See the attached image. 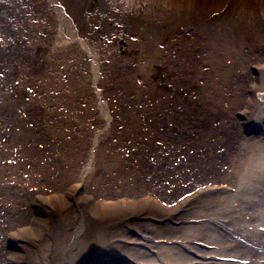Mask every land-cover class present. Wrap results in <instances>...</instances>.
<instances>
[{
    "label": "rangeland",
    "instance_id": "rangeland-1",
    "mask_svg": "<svg viewBox=\"0 0 264 264\" xmlns=\"http://www.w3.org/2000/svg\"><path fill=\"white\" fill-rule=\"evenodd\" d=\"M58 1L65 4L69 14H74L72 17L79 31L85 27L93 28L94 34L90 38L84 34V37L89 44L93 43L95 47L100 45L97 48L98 57L78 51L76 45H68V52H59L58 47L69 32H64L67 30L61 22L46 21L48 17L45 21L39 18L43 16L45 8L39 0H0V146H11L16 131H30L32 127L28 126L35 124L38 118L39 121L47 122L46 109L37 108L38 105L27 109L31 98L39 101L52 97L53 92H45L42 85L51 83L54 87L55 84L63 86L77 80L67 79L69 75L91 78L90 83L94 82L93 69L88 62L93 59L97 62L94 64L97 65L95 70L100 80L99 88L102 99L109 107L111 124L106 127L97 143H90L96 155L95 171L86 187L87 194L94 195L95 199L116 201L148 198L145 202H156V206L161 207L164 212L163 218H156L153 222L160 225L165 223L166 228L176 225V213L169 214L166 210L174 209L173 205L176 203L191 199L189 195L194 194L198 187L228 184L226 171L231 158L236 154L235 150L246 137L253 139L260 132L259 129L250 134L245 132L247 112L252 110L253 94L250 84L255 85L257 81L250 64H264V17H260L258 13L259 7L250 4L251 7H247L245 11L238 10L244 19L240 25L243 31L239 36L234 30L238 25L235 21L232 22L234 9L238 8L234 0L224 5H208L207 0H197L206 9V14L195 19V7L177 13L179 16L174 24L180 31L179 39L172 40L171 50L162 53V43H166L171 36L169 32L148 36V18L141 16L143 13L148 16V0H138L145 7L143 10L128 12L122 6L123 0ZM111 13L118 18L111 17ZM183 19L189 23L186 32L179 26ZM161 23L163 28H167L165 22ZM197 27H202L205 31L208 29V33L219 43L223 41L226 45L233 46V54L249 60L248 67L247 62L244 64L247 73L240 80L242 82L236 81L235 71L232 72L230 66L221 65L224 67L215 71L208 70L206 64L201 66V58L205 56L206 50L201 48L204 42L201 36L193 33L192 29ZM240 42H243L244 49ZM161 53L164 55L160 56ZM148 59L153 61L148 63ZM84 60L87 61L85 64ZM141 62H144V69L139 67ZM55 63L60 64V68ZM61 65H65L67 70L61 68ZM207 74H211L209 80L212 78L208 81L209 84L206 81ZM237 84L240 86L239 90L234 88ZM54 92L56 97L72 96L62 91V87ZM230 95H233L235 101H232ZM35 110L38 112L34 113ZM60 110L61 115H57V118L61 119L65 129L59 125L53 127L64 131L65 135H70V132L72 135L78 133L77 130L70 129H77V123H83L87 117L79 112L72 113L68 107ZM54 128L46 125L41 131L52 135L55 133ZM32 129L40 132V129ZM261 133L264 135V130ZM49 150L40 152L31 149L25 158L34 161L33 155L47 156V153L50 154ZM30 153L33 155L28 158ZM0 159L5 161V156ZM26 159L22 162L24 166H28L25 165ZM2 166L0 164V168ZM0 177L8 179L9 174H0ZM76 177L73 172L65 174L64 184L67 183L70 187L74 182H69ZM259 179L264 182L263 178ZM28 190L29 192L16 186L10 196H19L21 207L31 209L30 203H33L31 200L36 191L46 194L49 191H62L63 188L51 185L48 191ZM185 196L189 198L184 199ZM160 202L166 203V206H162ZM123 203L127 204L125 201ZM190 203L189 201L188 206ZM100 204L97 203L98 206ZM237 204L233 213L219 212L246 220L245 214L250 212L252 216L255 211L250 205L248 209L243 207L244 209L238 210ZM85 210H88L87 206L82 205L83 214ZM21 211L19 216L23 213ZM214 213L209 209L205 210L204 217H188L193 221L201 219L210 222L214 227L231 224L227 218H220L222 222L218 221L219 218H215L217 215ZM47 214L48 211L45 212ZM148 214V220L153 218L150 212ZM34 215L35 212L31 211L28 221L32 222ZM80 217V210L72 207L67 226L73 229ZM14 218L18 217L13 216L10 208L0 209V264H9V261L19 259L24 264L26 256L31 259L25 264L66 262L68 244L67 247L62 245L61 238L52 229L53 220L50 218L47 223L39 225L40 241L45 237L51 240L46 253H36L33 242L28 240L11 241L7 244L4 239L9 236L7 233L20 227V222L14 221ZM248 221L246 228L251 230L256 227L257 223L252 226V222ZM237 227L244 229V226L235 221L231 228ZM95 231L93 217H89L84 229L85 238L93 239ZM235 235L238 236L234 239L235 247L243 249L235 258L244 260L250 253L254 260L264 263L262 246H254L248 236L240 238L242 235ZM35 242L37 243V239ZM28 248L32 251H27ZM183 250L195 259L202 256L196 248L185 245ZM115 259L124 264L137 263L126 255ZM89 261L88 257L77 264H88Z\"/></svg>",
    "mask_w": 264,
    "mask_h": 264
},
{
    "label": "bare ground",
    "instance_id": "bare-ground-1",
    "mask_svg": "<svg viewBox=\"0 0 264 264\" xmlns=\"http://www.w3.org/2000/svg\"><path fill=\"white\" fill-rule=\"evenodd\" d=\"M230 1L232 2V0H207L208 3L206 4L224 5L230 3ZM39 2H42L45 7L43 16L39 18L45 21L48 17L46 21L61 22L67 30L64 32H69L66 34L68 36L65 40L61 39L63 41L58 47L59 52H68V45H76L78 51L97 56L98 50L92 48L91 44L86 42L87 39L83 37L84 33L91 32L93 28L85 27L79 31L74 23L75 19L72 17L74 14H69L64 7L65 4L60 3L58 0H39ZM234 4L238 5V8L234 9L232 22L237 23L238 27H235L234 30L239 36L243 31L240 25L244 22L242 13L238 12L239 9L245 11L247 7L250 8L251 5H256L259 7L260 17H264V0H234ZM122 6L125 7L127 12L141 11L145 8L138 0H123ZM201 6L197 0H148V16L144 13V15H141L148 18V36L167 32L171 36L166 43H162L164 44L162 53L171 50L172 40L179 39L180 31L174 24L179 16L177 13H181L183 9L195 7L193 16L195 19H200L206 14V9ZM133 15L135 16V14ZM115 16L118 18L117 15L111 13V17ZM51 18L52 20H50ZM161 22H165L167 28H163ZM180 22L179 26L182 29L184 28L182 31H188L186 27L189 23L185 19ZM192 30L194 34L201 36L204 41L201 48H204L206 52H204L205 56L201 58V61H203V63H200L201 66L206 64L208 70L215 71L227 65L230 66L232 72L235 71L236 81L245 78L247 72L244 64L249 60L236 56V53L233 54V46L226 45L223 41V43H219L211 36L212 34L208 33V29L205 31L202 27H197ZM105 39L107 40L106 37ZM240 44L244 49L243 42H240ZM162 53L160 56L164 55ZM152 61L148 59V63ZM249 63L247 62V67ZM55 64L60 68V64ZM149 66L152 67L153 65ZM139 67L144 69V62L139 63ZM258 67V79L254 88L264 87V64ZM61 68L67 70L65 65H61ZM222 73H225V71ZM94 75L97 80L94 84L90 83L91 78H88L80 79L76 83H66L63 86L62 84H55L54 87V84L51 83L42 85L45 92H53L52 97H46L47 99L39 101L31 98L27 109H32L36 105H38L37 108L46 109L47 122L39 121L40 118H38L35 124L33 123L28 127L40 129V132L37 133L32 128L30 131L23 130L21 133L17 130L13 136L11 146H0V157L5 156V161L0 159V164L3 165L0 168V174H9L8 179L0 177V209L7 210L10 208L13 216L18 217L14 218V221H19L21 227L17 230L14 229L10 234L11 236L7 233L9 236L4 238L6 243L28 240L33 242L36 253H46L49 250L51 240L45 237L40 241L39 225L43 222L47 223L50 218L53 220L52 229L61 238L62 245L67 247L68 244L66 248L68 257L64 264H77L88 257L90 258L88 264H122L123 262L117 261L115 258L124 255L136 260L137 264H230V262H233V264H264L254 260L253 255L250 253L247 254L248 256L244 260L235 258L243 249L238 250V247H235L236 241H234L235 238H238L235 234L242 235L240 238L248 236L254 246L264 248V182L259 179L261 177L264 181V135L261 133V130H264V107L254 103L251 112L250 110L247 112L250 125L255 129H259L260 132L253 138L254 140L251 139L252 137H246L235 150L236 154L231 158L226 171L230 188L227 187L224 191L215 193H194L190 195L191 199L174 204L177 222H175L176 225L167 226L168 228H166L165 223L160 225L152 221L156 218H163L162 208L153 203H147L144 199L130 200L127 204L120 199L118 201L106 200L101 207L97 205L101 199H95L94 195L87 194L86 187L95 171L94 155H96L95 150H92L93 147H90V143H97L106 127L111 124L110 116H108L109 107L102 99L101 89L99 88L100 80L97 73ZM210 75H206L208 84V81L212 80V78L209 80ZM226 77L229 76L226 75ZM230 77L232 76L230 75ZM61 87L62 91L70 93L72 96L56 97L54 91ZM234 88L239 90L240 86L237 84ZM232 96L230 95L232 101H235ZM253 102L254 100H252ZM65 107H68V110L70 109L72 113L79 112L87 117V120H84L83 123L81 121L77 123V129L74 127L70 129L77 130L78 133L75 132L76 134L72 135V132H70V135H65L64 131L61 132L53 127V125H59L63 130L65 129L61 119L57 118V115H61L60 108ZM68 110H65V113H68ZM37 112V110L34 111V113ZM46 125L52 126L55 133L51 135L46 131H41V128H46ZM68 128H70L69 124ZM31 149L40 152L50 149V154L47 153V156L36 154L34 156L30 153L28 158L33 155L32 159L34 160L30 161L25 156L31 152ZM25 159L27 161L25 165L28 164V166L22 164ZM69 172H73L77 176L75 180L69 182H74L71 185L73 187H68L67 183L65 185L63 181L64 175H69ZM65 179L68 178L65 177ZM51 185L59 189L63 188L62 191L59 190L60 196L53 199L50 194L56 192L49 191L50 193L43 194L39 201L32 199L31 209L21 207L19 196H10L11 191L16 186H21L22 189H27L29 192L28 189H31V191L37 189L48 191ZM189 201L191 203L188 206ZM235 204L239 206L238 210L248 209L250 205V207H254L255 211L252 212V216H250V212L245 214L246 220L233 218L234 215L230 216L222 213L235 212ZM82 205L87 206L88 209L84 211V214L82 213ZM72 207H77L81 212V217L73 229L67 226ZM209 209L211 212L216 213L214 215L217 216L214 217L219 218L218 221H221L220 218H227L231 224L214 227L210 222H204L201 219L189 220V215L190 217L197 215L202 217L205 210L208 211ZM20 210L23 213L19 216ZM31 211L35 212L32 222L28 221ZM46 211H48L47 215H45ZM148 212L153 217L149 220L147 219ZM192 213L195 214L192 215ZM88 214L90 215L88 216ZM89 217H93L96 226L93 239L85 238L84 229ZM248 219L252 222V226L253 223H257L256 227H252L251 230L249 227L246 228V224L249 222ZM235 221L237 224L244 226V229L239 227L235 228L236 230L232 229L231 227ZM262 226L263 228H261ZM152 229H155V231ZM36 239L37 243L35 242ZM185 245L198 249L202 255L201 258L197 257L195 259L186 254L183 250ZM27 251L32 250L28 248ZM30 259L31 257L26 256L24 264ZM22 262L19 259L13 260V262L9 261V264H22Z\"/></svg>",
    "mask_w": 264,
    "mask_h": 264
},
{
    "label": "water",
    "instance_id": "water-1",
    "mask_svg": "<svg viewBox=\"0 0 264 264\" xmlns=\"http://www.w3.org/2000/svg\"><path fill=\"white\" fill-rule=\"evenodd\" d=\"M257 99L260 103H262V105H264V88L263 89H258L257 93Z\"/></svg>",
    "mask_w": 264,
    "mask_h": 264
}]
</instances>
